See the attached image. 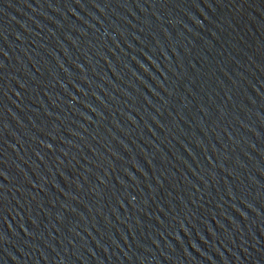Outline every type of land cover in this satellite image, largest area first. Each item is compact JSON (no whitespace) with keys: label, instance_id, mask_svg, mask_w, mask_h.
<instances>
[{"label":"water","instance_id":"1","mask_svg":"<svg viewBox=\"0 0 264 264\" xmlns=\"http://www.w3.org/2000/svg\"><path fill=\"white\" fill-rule=\"evenodd\" d=\"M0 264H264V0H0Z\"/></svg>","mask_w":264,"mask_h":264}]
</instances>
